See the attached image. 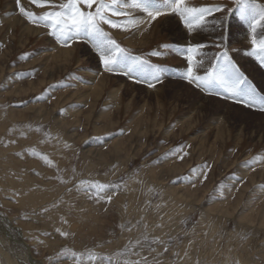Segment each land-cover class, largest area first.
<instances>
[{
	"label": "rangeland",
	"instance_id": "obj_1",
	"mask_svg": "<svg viewBox=\"0 0 264 264\" xmlns=\"http://www.w3.org/2000/svg\"><path fill=\"white\" fill-rule=\"evenodd\" d=\"M104 27L133 55L166 66L162 82L149 88L104 71L90 44L61 45L20 15L15 0H0V214L38 264H264V111L186 82L178 54L149 55L163 44L203 42L211 57L222 38L236 61L250 50V36L247 46L239 41L247 25L233 13L222 31L192 36L175 15L139 31ZM237 65L264 95V67ZM80 179L121 187L97 202L77 191ZM126 246L133 254L118 257ZM61 249L84 255L62 257ZM93 253L98 260L88 259Z\"/></svg>",
	"mask_w": 264,
	"mask_h": 264
},
{
	"label": "snow or ice",
	"instance_id": "obj_2",
	"mask_svg": "<svg viewBox=\"0 0 264 264\" xmlns=\"http://www.w3.org/2000/svg\"><path fill=\"white\" fill-rule=\"evenodd\" d=\"M233 3L234 7L229 8L223 4L189 6L186 0H59V2L57 0H28L29 5L39 9H48L37 13L30 7L22 5L21 0H15L20 15L29 23L44 26L48 34L61 45L71 46L73 42H86L99 56V62L104 71L122 73L135 82L145 83L149 88L162 82L169 69L164 65L152 63L144 56L133 55L129 49L118 43L111 31L105 30L104 26H108L109 29L139 31L141 26L150 27L158 18L175 15L179 17L180 22L192 36L210 27H219L222 31L225 21L235 13L248 28L250 50L246 52V55L253 57L261 67H264V4L258 3L257 0H233ZM217 13L228 15L216 19L215 14ZM218 39L219 42L212 46L219 51L213 53L211 57L205 52L210 45L203 42H190L183 46L163 44L153 49L149 55L161 58L168 54H178L186 61V68L180 73L181 78L186 82L205 92L223 96L234 103L264 111V95L257 93L256 88L233 60L223 39ZM206 62L209 66L201 74L199 69L204 68ZM63 111L62 109L61 112ZM90 139L100 141L103 137L95 136ZM30 154L39 155L46 165L54 166L47 155L35 151ZM178 158L183 157L178 156ZM192 171L195 173L196 169ZM204 177H207L206 171ZM55 178L62 183L65 182L59 175ZM120 187V184L103 183L99 180L80 179L76 184L77 191L85 192L89 199L95 198L97 202L101 200L110 202L115 195V190ZM109 190H113V195H107ZM56 231L63 237L68 236L67 232L59 228ZM152 242L156 243L159 240L157 238ZM139 243L136 241L133 247ZM131 254H133L132 248L126 246L117 255L127 257ZM60 255L79 260L84 253L61 249ZM88 259L96 261L99 255L89 254ZM115 264H121V261L117 259ZM122 264H143V262L124 259Z\"/></svg>",
	"mask_w": 264,
	"mask_h": 264
},
{
	"label": "bare ground",
	"instance_id": "obj_3",
	"mask_svg": "<svg viewBox=\"0 0 264 264\" xmlns=\"http://www.w3.org/2000/svg\"><path fill=\"white\" fill-rule=\"evenodd\" d=\"M209 31L212 32V30H209ZM242 34H246V35L244 37L240 38L239 41H241V43L244 46H247L249 44L248 43V41H249V33H248V28L247 27H246V31H244ZM195 39H196L195 41L197 42V40H199L200 37L199 36H195ZM236 39H238V38H236ZM246 48L247 47H244L243 49H246ZM249 57L250 56H248L246 54H244V55L242 54L241 56L237 55V57H235L236 61L235 60L234 61L237 64V60H241V62H242L245 59H250V61H252L253 64L255 63V64L259 65V63L256 60L253 61L254 60L253 57H250V58ZM253 67L256 68L255 65H253ZM259 73L261 74V72H259ZM257 80L259 81L260 86L264 90V77L262 76L261 78H257ZM9 221L10 220H8L2 214H0V258L6 264H31V263L32 264H38L37 263L38 260H36L35 258H32L31 254H30V251L29 250H28L29 252L27 251V248L24 245V242L21 240V237L19 235L20 232L15 230L14 227L11 226L12 224H10Z\"/></svg>",
	"mask_w": 264,
	"mask_h": 264
}]
</instances>
